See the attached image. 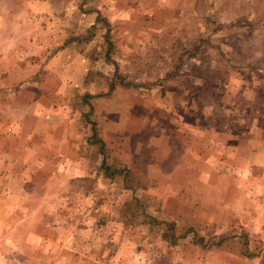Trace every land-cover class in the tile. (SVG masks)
I'll return each instance as SVG.
<instances>
[{
	"label": "rangeland",
	"instance_id": "374dc122",
	"mask_svg": "<svg viewBox=\"0 0 264 264\" xmlns=\"http://www.w3.org/2000/svg\"><path fill=\"white\" fill-rule=\"evenodd\" d=\"M263 153L264 0H0V264H264Z\"/></svg>",
	"mask_w": 264,
	"mask_h": 264
},
{
	"label": "crops",
	"instance_id": "0c3cea01",
	"mask_svg": "<svg viewBox=\"0 0 264 264\" xmlns=\"http://www.w3.org/2000/svg\"><path fill=\"white\" fill-rule=\"evenodd\" d=\"M257 152L259 153V151ZM27 167H29L28 164H23L19 160L9 159L7 163H4V160L0 161V176L2 177L0 178V191L4 189V186H7L6 195L0 192V227L6 226L9 229V237L12 236L15 242L17 234L24 236L23 243H26L25 237L30 235L29 226L31 225L29 219L31 220L32 214L26 206V201L33 197L32 192L28 189V185L32 186L33 182L26 175ZM60 167V169L72 172L68 177L78 175L74 174V171L79 169L78 163H72L65 168L63 165ZM41 182L39 185L42 184ZM44 197L46 198L47 195ZM43 210L47 211V207L43 208ZM1 212L8 217L5 218L3 214L1 215ZM22 225H24L23 229L20 227Z\"/></svg>",
	"mask_w": 264,
	"mask_h": 264
}]
</instances>
